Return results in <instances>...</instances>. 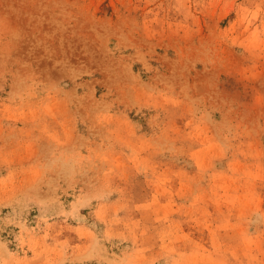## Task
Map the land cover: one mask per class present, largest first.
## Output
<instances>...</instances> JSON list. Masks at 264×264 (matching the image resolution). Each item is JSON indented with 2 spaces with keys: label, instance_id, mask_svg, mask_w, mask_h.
Returning a JSON list of instances; mask_svg holds the SVG:
<instances>
[{
  "label": "rangeland",
  "instance_id": "rangeland-1",
  "mask_svg": "<svg viewBox=\"0 0 264 264\" xmlns=\"http://www.w3.org/2000/svg\"><path fill=\"white\" fill-rule=\"evenodd\" d=\"M0 264H264V0H0Z\"/></svg>",
  "mask_w": 264,
  "mask_h": 264
}]
</instances>
